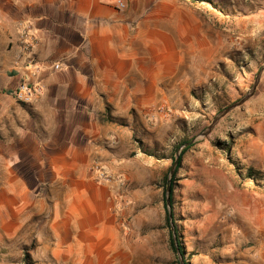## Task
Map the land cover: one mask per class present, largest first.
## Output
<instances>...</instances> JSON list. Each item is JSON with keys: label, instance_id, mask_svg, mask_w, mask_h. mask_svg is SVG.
Returning a JSON list of instances; mask_svg holds the SVG:
<instances>
[{"label": "rangeland", "instance_id": "1", "mask_svg": "<svg viewBox=\"0 0 264 264\" xmlns=\"http://www.w3.org/2000/svg\"><path fill=\"white\" fill-rule=\"evenodd\" d=\"M180 1L199 16L200 25L190 20L183 28H172L170 39L176 42L170 45L179 58L168 66V80L149 109L151 116L137 118L130 156L142 177L144 171L152 175L153 226L132 230L130 264H180L169 243L163 203L173 147L196 138L221 110L245 97L264 66V0ZM15 44L17 39L3 45L0 35V264H97L95 253L80 263L65 257L58 235L47 228L38 233L54 202L42 176L48 172L16 163L15 133L6 132L16 127L18 117L32 115V103L13 93L23 81L33 83L25 69L14 65ZM25 137H17L20 146ZM94 162L104 167L98 158ZM105 170L124 184L122 177ZM174 178L172 212L184 261L264 264V70L254 93L195 140Z\"/></svg>", "mask_w": 264, "mask_h": 264}, {"label": "crops", "instance_id": "2", "mask_svg": "<svg viewBox=\"0 0 264 264\" xmlns=\"http://www.w3.org/2000/svg\"><path fill=\"white\" fill-rule=\"evenodd\" d=\"M0 2L3 45L27 23L36 37V67L25 69L38 86L32 115L6 132L15 133L16 163L48 172L54 206L38 233L58 235L65 257L80 263L95 253L97 264H130L132 230L153 226L152 175L142 177L130 156L137 118L151 116L179 58L172 28L199 26L200 18L180 0ZM96 158L124 184L98 181L90 170Z\"/></svg>", "mask_w": 264, "mask_h": 264}, {"label": "built area", "instance_id": "3", "mask_svg": "<svg viewBox=\"0 0 264 264\" xmlns=\"http://www.w3.org/2000/svg\"><path fill=\"white\" fill-rule=\"evenodd\" d=\"M119 5L123 6L121 2H119ZM17 42L18 46L14 57V65H16L18 69H35L36 59L34 55V46L36 44V37L32 32L29 23L20 27ZM58 67L59 65H54V68ZM25 77L28 78L26 75ZM37 91L38 86L36 84L23 81L15 88L13 93L17 100L30 104L35 98ZM91 171L94 172L98 181L110 182L117 180L120 183L123 182V180L115 179L110 173H108L105 168L102 167L100 162H94L91 165Z\"/></svg>", "mask_w": 264, "mask_h": 264}, {"label": "water", "instance_id": "4", "mask_svg": "<svg viewBox=\"0 0 264 264\" xmlns=\"http://www.w3.org/2000/svg\"><path fill=\"white\" fill-rule=\"evenodd\" d=\"M264 70V66L261 67V69L259 70L255 82L252 86L251 91L243 98H241L240 100H238L237 102H234L233 104H231L230 106H227L226 108H224L223 110H221L212 120L211 124L207 126V128L201 132L196 138L191 139L190 141L182 144L176 151H175V157H174V161L171 164L170 168H169V173L167 176V181H166V186H165V201H166V205H167V211H168V218H169V223H170V228H171V232H172V236L174 239V246L176 248V253L178 255L179 258V263L180 264H185L184 261V257L183 254L181 253L180 249H179V245H178V241H177V236H176V230H175V224L173 221V215H172V208H171V203H170V192H171V181L172 178L174 176V172L178 166V162H179V158H180V154L181 151L192 145L195 140L199 137H203L206 136L212 129L213 127L216 125V123L223 117L225 116L228 112H230L232 109L236 108L237 106L242 105L255 91L256 86L260 80V76L262 74V71Z\"/></svg>", "mask_w": 264, "mask_h": 264}, {"label": "trees", "instance_id": "5", "mask_svg": "<svg viewBox=\"0 0 264 264\" xmlns=\"http://www.w3.org/2000/svg\"><path fill=\"white\" fill-rule=\"evenodd\" d=\"M195 1V0H193ZM106 110H109L108 107H106ZM107 120L108 121H113V122H117L118 124H121V125H124V121L122 119H118V118H112L110 115L107 117ZM187 141L184 140L182 142H180L179 144L175 145L173 147V151H176L182 144L186 143ZM192 145L184 148L182 151H181V154H180V158H179V162H178V166L176 168V170L178 169L179 165H180V162L182 160V157L183 155L188 151L189 148H191ZM141 149V148H140ZM172 160H174V158L172 157ZM167 176L168 174L165 175L164 177V190H163V193H164V198H163V203H164V208H165V221H166V224H167V227L169 228V243H170V246H171V249L173 250V252L175 253L176 252V248L174 246V239H173V236H172V232H171V228H170V223H169V218H168V211H167V205H166V201H165V186H166V181H167ZM174 176L172 178V181H171V192H170V203H171V208L173 207V194H174ZM173 209V208H172ZM172 215H173V221H174V224H175V230H176V236H177V241H178V245H179V249L181 251L182 254H185V251L182 247V242H181V233L179 232V229H178V226L177 224L175 223V219H174V214L172 212ZM185 264H188L187 261H185Z\"/></svg>", "mask_w": 264, "mask_h": 264}]
</instances>
